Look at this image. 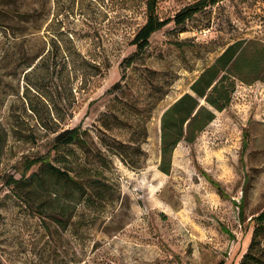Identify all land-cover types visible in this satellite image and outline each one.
<instances>
[{"label": "rangeland", "instance_id": "rangeland-1", "mask_svg": "<svg viewBox=\"0 0 264 264\" xmlns=\"http://www.w3.org/2000/svg\"><path fill=\"white\" fill-rule=\"evenodd\" d=\"M197 1L158 0L156 13L168 19ZM144 2L0 0V264H239L245 254L250 220L264 211V82L239 84L196 141L177 146L169 175L158 170L159 130L164 109L224 48L264 43V0H226L182 30L169 24L124 70ZM122 73L130 80L113 102L107 92ZM161 83L168 94L141 152L128 149L124 160L108 152L103 142L126 141L132 130L107 133L101 115L113 108L137 119L133 110L145 114ZM76 127L87 148L54 147ZM41 157L77 180L98 175L104 199L80 201L41 164L26 170Z\"/></svg>", "mask_w": 264, "mask_h": 264}, {"label": "trees", "instance_id": "trees-1", "mask_svg": "<svg viewBox=\"0 0 264 264\" xmlns=\"http://www.w3.org/2000/svg\"><path fill=\"white\" fill-rule=\"evenodd\" d=\"M223 1L226 0H199L183 7L173 17L163 20L156 13L158 0H145V23L137 30L131 42L135 46V51L122 61L121 68L132 70L141 62L150 47V38L156 32L171 23L182 30L181 28L187 22L202 14L207 7L215 6ZM147 70L152 72L151 69ZM129 80V76L122 73L120 82L115 83L108 90L107 93L113 96V102L119 99V95L126 89ZM255 81L264 82V43L241 39L224 48L214 62L204 68L192 81L189 92L182 94L162 112L159 130L158 170L169 175L172 168V157L177 146L182 142L188 145L193 144L206 127L214 121L216 113H220L230 106L238 85H249ZM167 87L168 85L163 83L156 85V98L152 103L145 104V114L141 115L133 110V107H129L131 111L135 112L137 119L131 117L121 119L113 108H109L106 114L101 115L106 118L102 129L107 133L113 131L115 127L132 130L131 136L126 141L112 138L105 142L102 141L108 152H116L123 160V155H126L128 149L141 152L142 144L148 139L146 123L150 119L151 112L168 94ZM81 136L80 127L65 130L56 135L54 147L62 148L79 143L87 148L88 144ZM37 164H41L44 174L72 183L75 191L79 194L80 201L87 203L91 200L102 201L104 199L106 184L98 175L84 174L85 177L80 180L74 179L67 172L61 171L47 162L46 157L27 161L26 170ZM132 167L142 168L141 165L135 164ZM83 171H87L85 167H83ZM25 178V174L20 176V180ZM12 183L19 182L12 181ZM242 211L239 215L243 219ZM250 221L253 223L250 244L239 264H264V246L262 245L264 211L252 217Z\"/></svg>", "mask_w": 264, "mask_h": 264}, {"label": "crops", "instance_id": "crops-1", "mask_svg": "<svg viewBox=\"0 0 264 264\" xmlns=\"http://www.w3.org/2000/svg\"><path fill=\"white\" fill-rule=\"evenodd\" d=\"M177 99H178V98H177ZM177 99H176V100H177Z\"/></svg>", "mask_w": 264, "mask_h": 264}, {"label": "built area", "instance_id": "built-area-1", "mask_svg": "<svg viewBox=\"0 0 264 264\" xmlns=\"http://www.w3.org/2000/svg\"><path fill=\"white\" fill-rule=\"evenodd\" d=\"M243 85V84H242Z\"/></svg>", "mask_w": 264, "mask_h": 264}]
</instances>
